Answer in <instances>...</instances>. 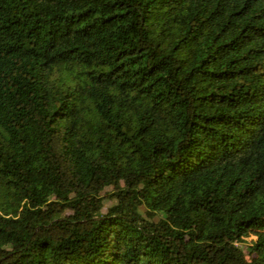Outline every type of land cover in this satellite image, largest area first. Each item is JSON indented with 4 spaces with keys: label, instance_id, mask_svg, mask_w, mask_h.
Segmentation results:
<instances>
[{
    "label": "trees",
    "instance_id": "trees-1",
    "mask_svg": "<svg viewBox=\"0 0 264 264\" xmlns=\"http://www.w3.org/2000/svg\"><path fill=\"white\" fill-rule=\"evenodd\" d=\"M0 264H264V0H0Z\"/></svg>",
    "mask_w": 264,
    "mask_h": 264
},
{
    "label": "rangeland",
    "instance_id": "rangeland-1",
    "mask_svg": "<svg viewBox=\"0 0 264 264\" xmlns=\"http://www.w3.org/2000/svg\"><path fill=\"white\" fill-rule=\"evenodd\" d=\"M251 238H253V239H254L255 237H254V236H252Z\"/></svg>",
    "mask_w": 264,
    "mask_h": 264
}]
</instances>
